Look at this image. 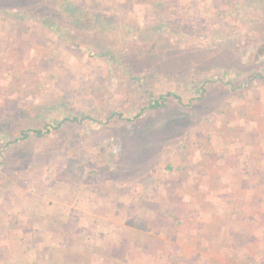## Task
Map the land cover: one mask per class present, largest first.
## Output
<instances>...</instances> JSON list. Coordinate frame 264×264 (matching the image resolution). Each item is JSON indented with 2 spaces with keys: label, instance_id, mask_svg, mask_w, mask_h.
I'll return each mask as SVG.
<instances>
[{
  "label": "rangeland",
  "instance_id": "1",
  "mask_svg": "<svg viewBox=\"0 0 264 264\" xmlns=\"http://www.w3.org/2000/svg\"><path fill=\"white\" fill-rule=\"evenodd\" d=\"M261 141L264 0H0V223Z\"/></svg>",
  "mask_w": 264,
  "mask_h": 264
},
{
  "label": "crops",
  "instance_id": "2",
  "mask_svg": "<svg viewBox=\"0 0 264 264\" xmlns=\"http://www.w3.org/2000/svg\"><path fill=\"white\" fill-rule=\"evenodd\" d=\"M215 145L208 155H167L137 196L93 201L82 190L69 213L45 205L30 228L7 218L0 264H264V142L229 154Z\"/></svg>",
  "mask_w": 264,
  "mask_h": 264
},
{
  "label": "trees",
  "instance_id": "3",
  "mask_svg": "<svg viewBox=\"0 0 264 264\" xmlns=\"http://www.w3.org/2000/svg\"><path fill=\"white\" fill-rule=\"evenodd\" d=\"M172 95H173L172 93H166V94H164V95H160V96H158L157 99L152 100V101L150 102L149 107H150V108H158V107L163 106V105L165 104L167 98H168L169 96H172ZM173 97H174L175 99L179 100L178 96L173 95ZM72 119L77 120L76 117H73ZM35 134L38 135V136H41V135H42V132L39 131V130H36V131H35ZM22 136H24V134H22Z\"/></svg>",
  "mask_w": 264,
  "mask_h": 264
}]
</instances>
